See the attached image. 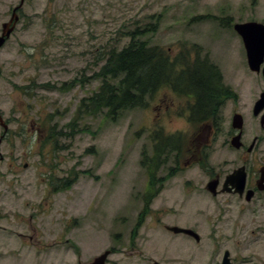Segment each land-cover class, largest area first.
<instances>
[{"label": "rangeland", "instance_id": "obj_1", "mask_svg": "<svg viewBox=\"0 0 264 264\" xmlns=\"http://www.w3.org/2000/svg\"><path fill=\"white\" fill-rule=\"evenodd\" d=\"M17 2L0 0V23ZM23 12L25 19L0 46V114L8 124L0 144V230L24 236L32 212L38 234L28 240L34 248L23 246L18 256L10 252L0 264H79L128 239L156 260L176 261L180 255L193 264H220L225 250L234 264H263V199L246 203L224 195L216 200L218 209L202 188L205 177L197 166L167 173L164 163L151 171L140 164L141 151L151 152L156 129L171 133L181 126L163 109L164 101L177 95L160 88L145 96L146 106L125 109L117 120L86 115L84 109L79 115L76 108L97 90L105 52L125 44L124 31L134 20L155 23V31L139 38L172 57L178 49L200 47L240 105L249 104L259 75L245 68L232 23L263 21L264 0H26ZM30 84L36 87L33 97ZM27 102L33 105L28 124L48 126H22ZM174 148H164L165 163L172 162ZM66 176L72 181L62 189ZM48 190L53 193L46 205ZM142 191L145 203L150 194L144 210ZM142 214L144 221L137 223ZM161 221L189 226L206 238L197 245L186 235L172 236ZM116 260L138 264L136 255L123 254H110L107 264Z\"/></svg>", "mask_w": 264, "mask_h": 264}, {"label": "flooded vegetation", "instance_id": "obj_2", "mask_svg": "<svg viewBox=\"0 0 264 264\" xmlns=\"http://www.w3.org/2000/svg\"><path fill=\"white\" fill-rule=\"evenodd\" d=\"M25 2L26 0H18L17 4H13L7 10L10 12V16L13 12L18 17L16 24L20 19H25L23 12V5ZM10 16L7 21H2L0 23V31L2 28V24L10 20ZM16 24L14 26V29L16 27ZM263 65L264 52L262 55V61L259 63V68L256 72V74L259 75V79L255 80V85L257 88L256 97L253 98V100L249 104L240 105L239 100L236 96L228 98L223 104L217 103V107L222 104L220 108H217L219 110V114L215 115L214 108L208 110L206 112V114H208L207 121L202 120L200 123H193L187 117H185V114H182L180 112V110L186 109L188 102H192L193 99L189 95L180 97L176 102L173 100L164 102L165 109H171V112H169L167 116L169 121H173L174 119L183 120V125L181 127H174L173 132H185L187 137L184 144L175 146V156L172 162L165 163L168 161L165 160L164 164L166 165L164 167L167 170V173H172L176 167H190L192 165L197 166L200 169L201 174L205 177L202 188L207 191L212 198V202L214 203L213 207L218 209L221 208L218 205H215L216 200L220 199L224 195L233 196L239 200H244L246 203L253 202L255 200L259 201L260 199L264 200ZM28 87L31 90L29 95L33 97V89L36 87H34L33 84H30ZM27 93L28 91L26 90V95ZM229 104H231V108L229 110V114L225 116L223 113ZM223 105L224 107H222ZM31 106L33 105L28 102L25 104L26 109H24L22 112L24 116V123L22 124V126H31L32 128L38 125L41 126V124L43 126H48V123H41V121L40 123L38 121H30L28 124L29 119L26 118V116L28 115ZM237 114L241 116L239 126L235 125L233 121V117ZM5 124L8 126L7 123ZM35 128H33V130H35ZM7 133L8 127L1 134H4V137L0 140V144L6 137ZM234 137L238 138L235 139ZM2 160L3 156L0 153V161ZM148 189L149 188H147V190ZM52 193V190H48L45 197H43L46 201V205H49L50 195ZM145 196L146 194L142 191L143 210L144 207H146ZM26 203L28 204V202ZM258 203L261 206L263 205L262 202ZM225 204H228L226 200ZM35 215L36 214L30 212L28 223L26 222L27 227L29 225L30 229L27 234H24V236L22 235V232L16 229H13L11 232L5 229L0 230L2 231V234L0 235L1 258H5V255L10 252L18 256L19 254H21L23 246L34 248L32 245H29L31 243L28 240L37 238L35 233L38 234V229L35 224L37 220L34 217ZM145 217L146 214L138 216L137 223H140V221L143 222ZM161 222L164 223L162 224L163 230L169 232L172 236L176 234L186 235L190 237L188 238L190 239L189 241H193L194 244L199 245L203 241L202 239L206 238V236H203L202 234H198L196 238L184 233H173L169 228L171 225H168L163 221ZM133 229L136 228L133 227ZM193 230L198 232V230L196 229ZM4 233H7L9 235L7 239L3 238L6 237ZM207 238L210 242L213 241L211 236H207ZM128 241L129 239L127 241L123 240L122 244L119 243L112 246L111 249H105V251H107L105 257L107 255L109 256L110 254H123L124 257L127 258L136 255L138 264H193L194 262L193 260L188 261L187 256L180 255L177 256L176 261H163L161 259L156 260L151 257H146L145 253L149 255L148 250L145 249L144 253L142 250H140V248H136L132 244L133 241ZM205 242H207V240ZM213 249L215 250L214 254L218 253V250L215 249V246H213ZM224 251L222 254H224ZM34 253L37 254V250L34 251ZM159 255L160 254H158L156 257H158ZM108 256L106 258L104 257L103 264L108 263ZM169 258L171 259V257ZM131 259L132 258H130L129 260ZM229 259L230 263L234 264L230 258V253ZM88 260L85 261V263L92 264L91 260ZM129 260H127L125 264H127ZM113 264H119V260L114 261Z\"/></svg>", "mask_w": 264, "mask_h": 264}, {"label": "trees", "instance_id": "obj_3", "mask_svg": "<svg viewBox=\"0 0 264 264\" xmlns=\"http://www.w3.org/2000/svg\"><path fill=\"white\" fill-rule=\"evenodd\" d=\"M157 29L155 23L144 20H134L131 28L125 30L127 41L120 47H112L105 52L97 76L101 79L97 90L90 96L82 98L77 108V114L85 110L86 115L104 113L110 120H117L120 112L134 106H146L145 96L151 95L159 86L171 85L179 93H189L195 97V105L191 119L200 123L205 113L213 109L222 99L233 96V90L221 83V74L211 63L184 62V68L176 71L175 60L157 45H151L139 36ZM121 40V38H119ZM182 66V65H179ZM82 114V113H81ZM71 130L74 126L70 124ZM187 137L181 131L166 133L156 129L151 135L152 148L148 153L141 151L140 164L148 165L151 171L166 160L164 148L185 143ZM147 169V171H148ZM70 178L62 187L70 185ZM150 198L147 195L146 204Z\"/></svg>", "mask_w": 264, "mask_h": 264}, {"label": "water", "instance_id": "obj_4", "mask_svg": "<svg viewBox=\"0 0 264 264\" xmlns=\"http://www.w3.org/2000/svg\"><path fill=\"white\" fill-rule=\"evenodd\" d=\"M17 20L16 16L10 18L9 22L3 24V29L0 34V46L4 43L6 38L9 37L11 31L14 28L15 22ZM12 23L9 26V24ZM234 29L241 35L244 46L247 51L248 61L250 63V67L252 69H258L259 63L262 61V55L264 52V37H262V33L264 32V25L258 24L256 22H247V23H237L234 25ZM264 100V95H263ZM240 115L234 116V124L240 125ZM239 121V122H238ZM6 128V126H4ZM236 137L235 139H237ZM171 229L174 232H184L193 236H197L191 229H184L181 227L173 226ZM107 252H104L100 256L96 257L92 264H103L104 257ZM222 264H230L228 259V252H225ZM264 264V263H263Z\"/></svg>", "mask_w": 264, "mask_h": 264}]
</instances>
